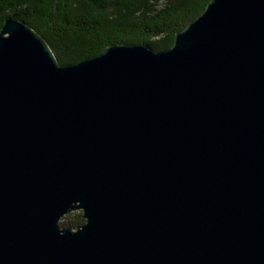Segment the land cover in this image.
Returning <instances> with one entry per match:
<instances>
[{
  "label": "water",
  "instance_id": "1",
  "mask_svg": "<svg viewBox=\"0 0 264 264\" xmlns=\"http://www.w3.org/2000/svg\"><path fill=\"white\" fill-rule=\"evenodd\" d=\"M0 264H264V0L69 65L7 19Z\"/></svg>",
  "mask_w": 264,
  "mask_h": 264
},
{
  "label": "trees",
  "instance_id": "2",
  "mask_svg": "<svg viewBox=\"0 0 264 264\" xmlns=\"http://www.w3.org/2000/svg\"><path fill=\"white\" fill-rule=\"evenodd\" d=\"M210 0H0V30L9 18L24 21L44 38L57 62L75 64L110 45L144 44L160 52ZM64 217V228L84 223ZM72 218V219H71Z\"/></svg>",
  "mask_w": 264,
  "mask_h": 264
},
{
  "label": "rangeland",
  "instance_id": "3",
  "mask_svg": "<svg viewBox=\"0 0 264 264\" xmlns=\"http://www.w3.org/2000/svg\"><path fill=\"white\" fill-rule=\"evenodd\" d=\"M75 214H81V212L80 211H76V212H74V213H71V216L70 217H73V215H75ZM72 219V218H71ZM62 221L63 220H61V222L59 223V225L61 226V227H63L62 226Z\"/></svg>",
  "mask_w": 264,
  "mask_h": 264
}]
</instances>
